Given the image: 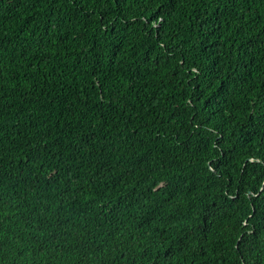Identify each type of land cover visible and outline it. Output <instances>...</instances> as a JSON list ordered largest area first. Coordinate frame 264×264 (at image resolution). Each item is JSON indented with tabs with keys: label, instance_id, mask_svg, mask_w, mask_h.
<instances>
[{
	"label": "trees",
	"instance_id": "1",
	"mask_svg": "<svg viewBox=\"0 0 264 264\" xmlns=\"http://www.w3.org/2000/svg\"><path fill=\"white\" fill-rule=\"evenodd\" d=\"M0 264H264V0H0Z\"/></svg>",
	"mask_w": 264,
	"mask_h": 264
}]
</instances>
